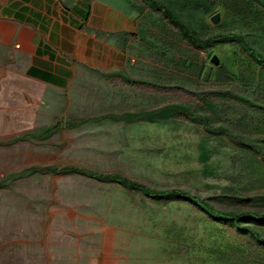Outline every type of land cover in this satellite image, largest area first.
I'll use <instances>...</instances> for the list:
<instances>
[{"label":"rangeland","instance_id":"rangeland-1","mask_svg":"<svg viewBox=\"0 0 264 264\" xmlns=\"http://www.w3.org/2000/svg\"><path fill=\"white\" fill-rule=\"evenodd\" d=\"M155 1L200 38L237 33L264 54L262 30L227 19L217 0ZM114 4L136 26L123 41L132 55L126 66L86 69L62 94L35 88L17 69L0 70V264H243L260 257L243 231L187 200L63 171L177 190L225 214H264L262 202L234 200L264 194L248 184L240 148L175 111L208 118L214 128L234 123L242 111L215 92L255 101L247 53L236 42L193 48L152 6Z\"/></svg>","mask_w":264,"mask_h":264},{"label":"crops","instance_id":"crops-1","mask_svg":"<svg viewBox=\"0 0 264 264\" xmlns=\"http://www.w3.org/2000/svg\"><path fill=\"white\" fill-rule=\"evenodd\" d=\"M115 1L0 0V70L17 69L35 88L62 94L86 69L126 66L132 55L123 41L136 26Z\"/></svg>","mask_w":264,"mask_h":264},{"label":"trees","instance_id":"trees-1","mask_svg":"<svg viewBox=\"0 0 264 264\" xmlns=\"http://www.w3.org/2000/svg\"><path fill=\"white\" fill-rule=\"evenodd\" d=\"M141 1L155 8L157 13L161 15L171 27L176 29L181 41L186 42L193 48L210 50L215 44L236 42L247 53L251 60L250 64L253 67L254 73H256H249L246 78L249 83L248 87L253 90L254 94L252 96L255 101L249 100L247 97L234 92V90L215 92L218 99L225 101L227 105L229 104L230 106H234L233 103L235 102V107H238V109L242 111L239 117L236 115L231 116L234 118V123H231L229 127L220 125L214 128L210 125L208 118L191 115L184 110L175 111L177 116H183L198 122L210 133H225V135L240 148L238 152L241 156L244 155L242 159H240V164L244 170L247 171L246 179L248 184L264 188V54L258 52L254 45L246 40L245 35L233 33L200 38L196 32L191 31L171 10L161 3L155 0ZM217 3L222 7L227 19L237 18L241 21H248L257 28H260L264 33V0H217ZM197 8L206 12L209 11V8L202 3H198ZM253 37L256 38V35L254 34ZM219 111L223 112L221 116H229L226 110L220 109ZM59 126V123L55 124L52 130L58 129ZM63 171L85 174L90 178L106 179L112 183L122 184L136 191H143L150 197L164 198L175 196L179 199L187 200L213 220L221 222L222 224L234 226L236 230L243 231L245 235H248L254 240L253 246L256 247V253L254 252V255L260 257H252L250 255L244 259V261L247 260L243 264H264V214H256L253 212L234 215L225 214L207 206L203 199L177 190L155 192L125 177H116L111 174H91L85 170L75 168H65ZM234 200L249 206L255 202H262L264 204V194L247 198L237 197L234 198ZM243 224L249 226H242Z\"/></svg>","mask_w":264,"mask_h":264},{"label":"water","instance_id":"water-1","mask_svg":"<svg viewBox=\"0 0 264 264\" xmlns=\"http://www.w3.org/2000/svg\"><path fill=\"white\" fill-rule=\"evenodd\" d=\"M218 15H215V16H213L212 18H211V22L213 23V24H217L218 23ZM212 63H214V64H217V60H216V58H213L212 59V61H211Z\"/></svg>","mask_w":264,"mask_h":264}]
</instances>
